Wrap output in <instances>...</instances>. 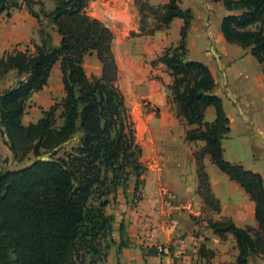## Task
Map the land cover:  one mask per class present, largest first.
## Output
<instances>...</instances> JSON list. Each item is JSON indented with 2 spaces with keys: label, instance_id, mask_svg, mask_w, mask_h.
<instances>
[{
  "label": "trees",
  "instance_id": "obj_1",
  "mask_svg": "<svg viewBox=\"0 0 264 264\" xmlns=\"http://www.w3.org/2000/svg\"><path fill=\"white\" fill-rule=\"evenodd\" d=\"M233 12L221 19L225 40L249 48L263 65L264 0H220ZM140 15L134 36L153 35L174 18L183 24L180 38L151 63H162L171 77L166 85L177 115L187 125L185 140L203 141L197 163V194L205 208L220 212L200 156L229 179L236 181L254 202L257 228L237 227L230 219H209L219 237L231 233L238 254L234 263L247 264L249 254L264 259V185L261 175L231 163L223 156L221 140L229 133V119L220 96L213 92L215 80L209 67L186 58V36L193 18L181 0L151 5L134 0ZM25 4L31 15L39 19ZM87 0H54L50 12L41 10L56 27L59 45L42 41L34 51L5 50L0 55V75L13 70L19 79L0 92V129L14 157L42 152L26 167L0 172V264H96L112 243L113 216L106 213L109 197L126 191L133 179L132 200L142 198L145 168L139 161L141 148L135 140L134 124L118 84L119 68L113 53L112 30L86 13ZM18 0H0V13L19 8ZM144 8L153 11L147 26ZM94 54L100 74L88 75L85 56ZM59 61L63 96L35 122L22 124L26 102L47 83L49 72ZM212 106V121L204 112ZM59 110V114L56 112ZM57 119L61 122L57 124ZM63 150L61 155L55 156Z\"/></svg>",
  "mask_w": 264,
  "mask_h": 264
},
{
  "label": "crops",
  "instance_id": "obj_2",
  "mask_svg": "<svg viewBox=\"0 0 264 264\" xmlns=\"http://www.w3.org/2000/svg\"><path fill=\"white\" fill-rule=\"evenodd\" d=\"M25 1L18 0L19 8H11L8 12L0 13V55L14 44L26 43L30 38H35L38 20L29 13ZM32 1L34 2L32 8L38 14L41 10L50 12L54 7V2L47 8L44 7L45 0ZM148 2L151 5H159L167 3L168 0ZM180 6L183 9H190L193 15L186 36V58L200 61L209 67L215 80L213 92L221 97L223 109L229 119V133L227 138L222 140L223 155L228 161L242 164L245 168L259 173L264 185L263 65L253 57L249 48L229 43L223 37L220 30L221 19L237 12L227 10L220 0H181ZM107 8L119 16L116 19L111 17L109 12L107 14L112 23V27H108L114 34L112 49L114 51L116 45V57L118 58L119 54L122 62L129 63L135 80L139 81L144 72L154 71L164 82L163 84L156 78H145V94L159 108V117L154 128L149 125L154 121L151 115L141 118L147 127V133L143 136V157L157 164V167L150 170L159 171L158 153L161 148L156 141L159 144L165 143L168 148H175V162L181 160V164H184L191 161V145L201 146L204 143L200 140L195 143L185 141L184 126L180 123L174 104L168 101V93L165 91L171 77L162 63L158 62L155 69L150 64V61L167 47L179 41L183 20L174 18L167 28L157 30L153 35L130 36L128 39L129 33L133 30L138 31L139 28L140 16L134 0H90L87 14L95 18V14L99 13L105 16ZM46 19L53 28L50 45L56 47L59 45L60 35L48 17ZM122 37L120 43L116 44V38ZM42 38L47 39V36L44 34ZM59 75L61 82L57 61L49 72L46 85L41 90L33 92L27 101L41 97L45 93L49 95L48 101H51L52 84L54 85ZM24 116L25 110L21 119L23 125L33 122L24 124ZM214 116L213 107L208 106L204 112V119L212 121ZM246 149L251 151L248 156ZM205 159L209 185L219 201L220 212L205 217L202 199L196 192L197 178L184 169L175 176L169 174L162 177L158 173L157 177L149 182L145 176L142 198L136 209L149 216L151 232L164 245V250L159 252L156 248L142 245L136 240V234L141 228V219L129 203L133 191L131 184L125 194L119 190L114 197H109L115 202L110 213L118 223L113 226V243L109 248L106 264L235 262L238 250L233 235L227 232L224 237H219L209 226V219L217 220L224 217L230 219L237 227L257 228L254 202L236 181L229 179L210 161L209 155H205ZM165 191L173 194L174 199L169 200ZM175 240H178L177 246L172 245ZM194 245L198 248L196 255L192 253ZM180 249L183 254L176 257L175 253ZM247 264H264V259L249 254Z\"/></svg>",
  "mask_w": 264,
  "mask_h": 264
},
{
  "label": "rangeland",
  "instance_id": "obj_3",
  "mask_svg": "<svg viewBox=\"0 0 264 264\" xmlns=\"http://www.w3.org/2000/svg\"><path fill=\"white\" fill-rule=\"evenodd\" d=\"M140 1H142V0H140ZM44 2H45L44 7L46 6L47 8H49L53 4L54 0H45ZM89 3H90V0H87L86 9H85L86 13H87V8H89ZM143 10H144L143 11L144 14L147 16V18H146L147 26H151L152 25L151 23H152L153 11L149 8H144ZM110 11L111 10L109 8H107L105 11V14H106L105 16L103 14H100V13L95 14L96 19L100 20L105 25L112 27V23L109 21V19L107 17L108 12H109L110 16L113 18L117 19V18H119V16L115 13H111ZM36 27H37V31L34 34V36H35L34 39L30 38L26 43L14 44L11 48H9L7 50L11 51V50L16 49V50H21V51L27 50V51L33 52L34 51V44H41V42L43 40L46 41L47 44H51V41H52L51 34L53 33V31H52L53 28L51 26V23L48 22V20L46 19V16H44L41 12L39 14V19H38V23H37ZM138 31H139V28H138ZM138 31H134V30L131 31L129 33V35L127 34L128 35L127 38L129 39L130 36L134 37V35H132V33H137ZM44 34L47 36V39L42 38ZM122 39H123V37L121 39L116 38L115 43L116 44L120 43V41ZM36 41H38V43H36ZM115 52L117 53L116 45H114V51H113L114 55L116 54ZM117 56H118V58L116 57V55H115V58H116V61L118 60V62H119L118 66H119V74H120V81H118V84L120 86L121 91L124 94L125 103L128 107V111H129V114L131 116V120L133 121V124H134L136 143L141 148V156L139 158V161L142 163V165L145 168V172H144V175L142 178H144V180H145V176H146V181L149 182L153 178L157 177L158 173L161 174L162 177L167 176L169 174L175 176L176 173L180 172L181 169H184L187 173L192 174L194 176V178L195 177L197 178V163L194 159V152L200 153L201 148L203 147L204 144L201 146L192 144L191 145V151H192L191 161L185 162L184 164H181L182 163L181 160H179L178 162H175V158H176V154L174 153L175 148H173V147L168 148V146L165 143L159 144V142L156 141L158 146H160V148H161V151L158 153V155H159V158H158L159 171H151L150 170L152 168L157 167V164H154L153 162H149V160H145V158L143 157V139L139 138V136H138L135 117L138 116L139 118L140 117L144 118L145 115H151V117H153L152 119L154 121L150 122L149 125L151 128H154L156 126V122H157L156 119L159 117V108L156 107V105H154L151 102V100H149V98H147V95L145 94V85H146L145 78H149V79L150 78H156L160 82H162L163 84H164V82H163L162 77L157 75V73H155L154 71L148 72L149 74L147 72H144V74L141 75V78L139 79V81L135 80L134 73L131 71L129 63L128 62H122L121 58H119L120 57L119 54H117ZM146 61L147 60H145V62ZM150 64L155 69V66L158 63L157 62L151 63V61H150ZM83 67H84L85 72L88 75L92 74V75L98 76L100 74L101 65H100L99 61L97 60V58L95 57V55H93V54L85 56L84 61H83ZM18 79H19V77H18L17 73L13 70L7 72L4 75H0V92H2L3 90L7 89L10 86H12ZM52 87L53 88H52V92H51V101H48L47 97L49 95L45 93L41 97H37L36 99H32V100L30 99V101L26 102L25 116L23 119L24 124H26L27 122L36 121L37 119H39L42 116V112L44 109L47 110L51 104L60 101V99L63 95L62 85L60 82V75H59V77H57L54 85L52 84ZM165 91L168 93L167 89H165ZM167 98H168L169 102H172L170 96L167 95ZM174 106H175V111L177 113L176 105L174 104ZM58 114H59V110L56 112V115H58ZM179 120H180V123L183 124L185 132H186V130L195 127L193 125H191V126L187 125L185 123V121L183 119H181L180 117H179ZM60 122H61V120L57 119V124H59ZM185 132H184V139H185ZM225 138H227V135L223 139H225ZM222 140H221V146H222ZM188 143H195V141L188 142ZM164 148H165V150H164ZM62 152H63V150L59 151V153L55 156L61 155ZM170 152H171V154H170ZM249 153H251L250 149L249 150L246 149L247 156ZM166 156H168L169 159ZM199 157L201 158L203 170L207 174V169H206L207 168L206 167L207 161L205 159V155L201 157L199 154ZM48 158H50V155L46 152H42L38 157L34 156L32 152H29L23 156L14 157L11 150L9 149L8 145H6L5 137L1 133V129H0V172H5L8 170H16L19 168H23V167H26L27 165H29L30 163H32L33 161H35L37 159H48ZM166 158L168 160H166ZM231 163H234V162H231ZM207 176H208V174H207ZM132 180L133 179H131L130 185L133 184ZM197 183H198V178H197ZM146 190L148 191V188ZM126 192H127V190L124 191L123 193L125 194ZM164 193L166 194L168 192L165 191ZM141 194H142V191H141ZM138 202H139V199L138 200H132V198H131L129 203L132 205L133 209H135L136 213H138V216H139V214H143V213H141L140 210L137 212L136 207L138 206ZM113 203L115 204V202H112V200L109 199V204L105 208L107 214H111L110 211L112 209ZM202 203H203V201H202ZM202 208H203V214L205 215V217L214 214V211L211 208H209V207L205 208L204 205ZM143 215H146L147 217H149L147 214H143ZM143 222L144 221L142 220L141 225L144 228ZM115 223H118V222H115V219L113 216L112 226H115L114 225ZM111 236H112V234H111ZM108 253H109V249L106 250L105 254L102 257H100V259L96 262V264H106L107 257L109 255Z\"/></svg>",
  "mask_w": 264,
  "mask_h": 264
},
{
  "label": "built area",
  "instance_id": "obj_4",
  "mask_svg": "<svg viewBox=\"0 0 264 264\" xmlns=\"http://www.w3.org/2000/svg\"><path fill=\"white\" fill-rule=\"evenodd\" d=\"M166 195H167L166 197L169 200L174 199L173 194L167 193ZM138 211L139 210L137 209V212ZM139 218L141 219V221L142 220L144 221L143 222L144 228L141 225L140 230L136 234V240L142 245L152 246V247L156 248L157 251L162 252L164 250V245L161 242H159L157 240V238L155 237V235L151 232L150 218L147 217L146 215H143V214H139ZM178 244H179L178 240H175L172 242L173 246H177ZM197 252H198V248L196 245H194L192 248V253L196 255ZM181 254H183V253H182V250L180 249V250H178L177 253H175V256L179 257Z\"/></svg>",
  "mask_w": 264,
  "mask_h": 264
},
{
  "label": "bare ground",
  "instance_id": "obj_5",
  "mask_svg": "<svg viewBox=\"0 0 264 264\" xmlns=\"http://www.w3.org/2000/svg\"><path fill=\"white\" fill-rule=\"evenodd\" d=\"M135 121H136V128H137L138 136L139 138L143 139V136L147 133L146 123L143 119H141V117L139 118L138 116L135 117Z\"/></svg>",
  "mask_w": 264,
  "mask_h": 264
}]
</instances>
